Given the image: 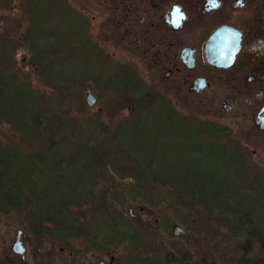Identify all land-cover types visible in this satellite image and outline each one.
<instances>
[{"label":"trees","instance_id":"16d2710c","mask_svg":"<svg viewBox=\"0 0 264 264\" xmlns=\"http://www.w3.org/2000/svg\"><path fill=\"white\" fill-rule=\"evenodd\" d=\"M41 1L48 10L47 1ZM44 27L49 35L52 24L45 22ZM29 34L33 36L28 28L22 39L20 36V40L15 38L11 43L9 40L0 41V122L11 125L17 132L19 141L25 146L22 154L26 156L25 161L20 159L21 153H15L19 151V146L15 144H0V213H17L24 210L28 231L35 233L36 249L42 250L50 241L59 239L65 243V249L71 251L76 249L71 244L78 237L77 230L83 227L82 218L85 221L88 216H97L94 208L83 196L86 185H92L93 179L83 182L81 177L72 174V155L63 156L64 153L59 152L60 149L67 148L63 147L65 143L80 136V130L74 125L78 120L74 121L70 116V104L80 91V86L75 85V79L81 74L74 72L67 78L63 71H53L56 62L63 61L60 53L64 52L65 45L60 40L52 39L49 43H44L43 47L42 44L38 45L29 40ZM76 44L78 42H73V45ZM89 45L86 42L84 46L89 48ZM20 46H24L29 56L28 65L31 70L39 71L43 88L57 91L59 96L56 95V99L52 100L48 92L27 81L25 75L19 76L11 72L9 62H12V58L9 53H14L15 47ZM8 54L11 61H8ZM47 54L53 58L51 61L48 60ZM86 76L96 83L99 80L105 82L102 72L87 71ZM62 79L60 84L59 80ZM66 83L69 84L68 87ZM96 83L92 85L93 90L98 88ZM112 84L119 93L122 87L128 90L131 88L132 91L137 87L132 76L124 71L118 74ZM131 101L135 103L132 105L134 109L129 111L133 124L134 118L136 119L142 111L147 112L153 100L147 92L132 98ZM24 102L31 106L24 107ZM58 104H61L60 108ZM173 115L179 117V120L182 118V123H187L184 128L189 126L195 131L193 136L178 134L183 151L178 160L179 167L173 165L170 159L155 157L163 150L168 151L163 146L150 150L148 144L137 143L130 148L127 143L121 141L122 145L119 147L125 150L131 159L129 165L118 167L117 171L124 177L122 179H131L126 193L131 191L133 199L118 204L120 210L128 204L139 203L142 211L159 214V205L168 200L174 202L178 222L184 230L198 237L199 246L198 249L188 250L176 244L172 245L171 250L163 251L165 254L174 253V259H177L178 263L264 264V227L256 221L260 216L259 203L264 198V172L261 182L256 170H242L229 162L221 165L220 160H215L214 155L210 154V146L203 145L204 127L201 123L189 115L175 112ZM194 123L196 126H193ZM143 126L147 129L152 127L148 122ZM68 130L71 131L69 134ZM128 131L134 133L135 130L130 128ZM196 136L198 143L193 142ZM148 153L154 156L146 157ZM101 156L97 154L96 160L93 161L87 151L85 157L91 159L94 168H97ZM208 159L212 163L208 162ZM210 166L216 170L208 172ZM45 173L47 178L42 175ZM224 180H227L226 186L231 187L222 191L220 186L224 184ZM116 181V186L112 183L109 186L122 191L124 183H119L117 179ZM102 203L103 200H100L98 205ZM110 203L113 206L115 202ZM111 212L116 217L114 224L102 223L101 226L94 227L99 229L111 226L112 230H136L131 225L123 224L121 213ZM85 226L89 228L88 224ZM149 229L155 230L153 226ZM49 230H52V234H49ZM124 236L122 238L117 234V244L126 241L136 250L131 257H127L130 260L127 261L126 258L127 264L142 263L143 242L135 234ZM221 250L223 255L218 259L217 254Z\"/></svg>","mask_w":264,"mask_h":264},{"label":"flooded vegetation","instance_id":"af4514ba","mask_svg":"<svg viewBox=\"0 0 264 264\" xmlns=\"http://www.w3.org/2000/svg\"><path fill=\"white\" fill-rule=\"evenodd\" d=\"M46 1L49 12L61 7L80 29L76 41L89 43L108 68L148 83L154 93L186 111L180 113V108L178 114L201 123L203 140L221 165L264 171V0ZM34 2L25 4L32 9ZM20 6L21 0H0L3 41L20 40ZM53 16L46 22L52 24ZM117 77L99 80L93 92L83 88L84 104L86 90L95 98L94 105L100 97L132 95L125 87L120 93L114 88ZM131 99L125 97L123 104ZM140 231L81 227L71 245L82 260L88 256L95 264H116L115 249L125 245L121 257L127 264L136 250L126 241L117 244V234H135L143 242L140 264H196L178 263L174 253L163 252L171 250L172 242L184 240L186 230L182 237L169 230L168 242L166 230ZM30 235L35 241V233ZM55 244L46 246L53 251Z\"/></svg>","mask_w":264,"mask_h":264},{"label":"rangeland","instance_id":"374dc122","mask_svg":"<svg viewBox=\"0 0 264 264\" xmlns=\"http://www.w3.org/2000/svg\"><path fill=\"white\" fill-rule=\"evenodd\" d=\"M25 2H27V0H21L20 6L21 39L29 28L34 36L33 37L29 34V40H33L34 43H37L38 45L42 44L43 47H45L44 43H49L52 39L60 40L61 43L65 45L64 52L60 53V56L63 57V61L62 63L60 61L58 63L56 62L53 66V71L60 73L63 71V74L67 78H69L74 72L81 74L77 80L75 79V85L80 86V91L77 92L73 102L70 104V109H72L70 116L73 117L71 118L72 120H78L74 125L80 130V136L74 141L65 143L63 147H67L66 149L58 150L59 152L64 153L63 156L72 155L74 159L70 163L72 174L75 176L78 175V177H81L85 181L90 180V178L93 179L92 185H86V190L84 191L83 196L85 197L84 199L89 202L91 207L94 208L93 211L97 216H88V219L85 221L82 218L81 222L83 227L86 224L89 225V228L96 225L101 226L102 223L114 224L116 217L111 214V211H114V213L116 211L117 214H122L121 221L125 226L131 225L132 228L138 230L139 233L141 232L140 230H151L149 229L151 226H153L155 230H166L167 240L165 242L170 241L171 239L168 235V231L170 230L171 225L177 224L181 227L177 218L178 213L174 209L176 205H173L174 202L171 200H168L167 202L164 201L157 207V210L160 212L159 214L153 211H142L139 203H134L133 205L128 204L120 210V203L124 200L132 201L133 195L131 191L130 193H126L131 179H122L124 177L117 171L118 167L122 168L126 167L125 165H129L131 159L127 156L126 151L122 150L119 146L122 145L121 141L127 143L130 148L134 147L137 143L148 144L147 146L150 150L163 146V148L168 151L163 150L155 157L170 159L169 161H171L173 165L179 167L178 160L181 154H183V151L180 148L181 139L178 134L193 136L195 131L193 128H189V126L188 128H184L187 123H182L181 121H183V119L180 118L179 120V117L174 116L173 114L174 112L177 113L180 108V113H186V111L183 110L184 108L182 106L180 107L179 104L175 107L172 103H169L170 101L167 98L154 93L152 89L150 90L151 87H149L148 83L140 81L139 78L136 79L137 87L133 91L131 88L129 89V93L131 92L130 94L132 95L118 94L111 99H107L104 96L105 100L100 97V103H96L93 107L88 108L84 104V91L82 89L84 88L85 90L89 88L93 92L92 85H95L96 82L89 80L86 76V72H102V75L105 78L111 80L115 75L123 71L120 72V70H117L114 72L111 68H108L106 64L102 63L99 58L95 56L96 54H93L87 46H84L86 42L76 41L81 38V35L79 34L80 29L71 23L70 17L62 11L61 7L60 9H54L49 12V10H46V5L41 4V0H38L32 9L28 8ZM52 15L55 16L52 18V29L49 31L50 34L48 35L44 23ZM28 16L30 18H28ZM2 35V27H0V41L5 40ZM8 42L11 43V41ZM73 42H78V44L73 45ZM33 48L35 49V46ZM24 49V46L15 47V52L12 54L9 53L12 58V62H9V69L11 72H14L19 76L25 75L27 81L48 92L51 95L52 100L56 99V95L59 96V94L56 93L57 91L47 89L46 87L43 88V80L39 77V71L35 72L29 67V56ZM5 53L7 54V52ZM9 54L8 61H11ZM47 57L49 61L53 59L48 56V54ZM133 80L135 81V79ZM60 81H63V79L59 80V83L61 84ZM147 92L150 94L153 102L151 103V106L149 105L150 107L147 112L146 110L142 111L136 119L134 118L132 124L131 122L133 119L129 117V111L134 109L132 105L135 103L131 101L125 105V103L123 104V99H125V97L131 99L130 96H132V98H137L141 94ZM165 102L168 103L169 106ZM29 106L31 105H29L28 102H24V107ZM58 107L60 108L61 104H58ZM147 122L148 125L151 124V129H149L150 126L148 129L143 126ZM193 126H196V124L194 123ZM130 128L135 130L134 133L128 131ZM69 132L71 131L68 130L67 134H69ZM196 141L197 136L194 138L193 142ZM202 142L204 147H209L204 140H202ZM0 144L1 146H7L8 144L19 146V148H17L19 151H16L15 153L18 154V152H20V159L22 161L26 160V156L22 154L25 146L19 141L17 132L13 130L11 125L4 122H0ZM87 145H89V147ZM87 151H89L90 158L93 161L96 160L97 154L102 155L100 161L97 163V168H94L93 161L90 158V160H88L85 157L87 156ZM210 151L211 153L215 152V150L211 148ZM25 152L28 153L27 150ZM15 153H13V156H15ZM152 156H154L152 153H148L146 157ZM208 162L212 163L210 159H208ZM84 164L85 166L83 167ZM215 170L216 169H212V166L208 167V172L210 173ZM44 172L46 171L44 170ZM262 172L264 171L256 172L260 175L259 181L261 182ZM42 175L47 178V173ZM116 179L118 182L122 181L124 183L122 191H119L117 187L116 189L109 186L111 183L116 186V184H118ZM226 181L227 180H224V184H221L222 186H220L222 191L231 187L226 186ZM262 190H264V188H262ZM100 200H103L102 205H98ZM112 201L113 203L115 202L113 206L110 205V202ZM259 207L260 216L256 218V221L264 227V198L261 199ZM25 214L26 213L23 210L17 213L0 215V264H95V262L88 256L82 260L76 249H72L71 251L66 250L63 243L58 239L55 241L56 244L53 251L45 245L42 250L36 249L35 241L32 240L30 231H28L29 229L27 227ZM108 227L111 228V226ZM16 230L23 231L22 239L25 248L23 261L15 257L9 250V246L13 242ZM197 241V236L191 232H187L184 240L180 242H172L170 248L172 245L177 244L179 247H185L188 250L192 248L198 249L199 246ZM61 246L63 248H61ZM124 247L125 245H122L115 249L118 260L116 264H122L124 260L121 257L123 256L122 254L124 251L122 248ZM217 255V258L219 259L220 256L223 255V250Z\"/></svg>","mask_w":264,"mask_h":264},{"label":"water","instance_id":"95a60500","mask_svg":"<svg viewBox=\"0 0 264 264\" xmlns=\"http://www.w3.org/2000/svg\"><path fill=\"white\" fill-rule=\"evenodd\" d=\"M95 104V98L92 96V94L86 90L85 92V105L87 107H93ZM130 211V210H129ZM172 236L182 237L184 235V231L181 227H179L177 224H173L170 227ZM21 231H17L14 241L10 246V251L14 255L20 256L21 259L24 258V248L22 247L21 243L18 240V237L20 235Z\"/></svg>","mask_w":264,"mask_h":264}]
</instances>
